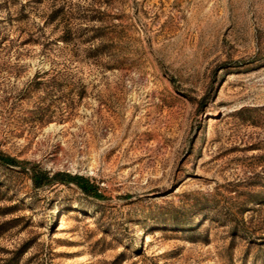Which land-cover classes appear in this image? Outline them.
Returning a JSON list of instances; mask_svg holds the SVG:
<instances>
[{
    "label": "rangeland",
    "instance_id": "obj_1",
    "mask_svg": "<svg viewBox=\"0 0 264 264\" xmlns=\"http://www.w3.org/2000/svg\"><path fill=\"white\" fill-rule=\"evenodd\" d=\"M0 154V264H264V0H0Z\"/></svg>",
    "mask_w": 264,
    "mask_h": 264
},
{
    "label": "trees",
    "instance_id": "obj_2",
    "mask_svg": "<svg viewBox=\"0 0 264 264\" xmlns=\"http://www.w3.org/2000/svg\"><path fill=\"white\" fill-rule=\"evenodd\" d=\"M64 43H67L68 40H62ZM0 163L5 166L16 167L17 162L12 158L3 156L0 154ZM32 171L31 180L35 188H40L44 185L59 183L64 185H75L84 195L92 197L95 199H101V195L97 187L89 182L88 179L80 176H70L68 174L58 173L54 174L52 177H49L44 172H37L34 169Z\"/></svg>",
    "mask_w": 264,
    "mask_h": 264
}]
</instances>
